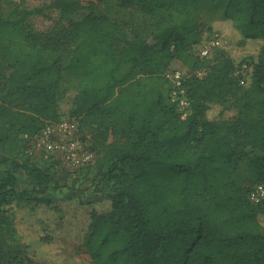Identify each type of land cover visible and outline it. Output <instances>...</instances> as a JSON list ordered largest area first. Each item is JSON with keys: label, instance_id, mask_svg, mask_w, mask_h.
Wrapping results in <instances>:
<instances>
[{"label": "trees", "instance_id": "1", "mask_svg": "<svg viewBox=\"0 0 264 264\" xmlns=\"http://www.w3.org/2000/svg\"><path fill=\"white\" fill-rule=\"evenodd\" d=\"M120 3L139 16L113 18L93 1L51 0L63 24L45 32L25 24L29 11H1L0 118L36 135L61 119L62 74L78 78L71 114L79 129L112 137L96 160L111 183L94 199L105 209L89 211L77 246L91 264H264V198L248 196L264 182V0H225L222 9L239 44L257 50L236 53L223 44L207 58L196 46L215 30L200 20L198 0ZM80 9L87 12L74 18ZM174 60L185 66L184 118L170 101L166 72ZM242 169L249 186L232 178ZM55 175L53 163L0 154V226L13 223L19 202L86 203L78 186L54 197ZM23 258L39 264L27 251ZM9 263L0 241V264Z\"/></svg>", "mask_w": 264, "mask_h": 264}, {"label": "rangeland", "instance_id": "2", "mask_svg": "<svg viewBox=\"0 0 264 264\" xmlns=\"http://www.w3.org/2000/svg\"><path fill=\"white\" fill-rule=\"evenodd\" d=\"M80 1L85 5L93 1L98 6L97 12L108 14L113 18H129L132 14L139 16L134 7L122 6L121 0ZM198 1L200 20L205 24H211L215 33L222 37L223 44H226L230 50L236 53L257 50L256 44L240 45L237 30L231 22L222 18L225 0ZM50 2L51 0H0V12L9 14L15 6L29 11L30 14L24 20L25 24L32 30L45 32L63 24L59 18L58 9ZM85 12L87 10L80 9L73 17H80ZM171 67L185 69L179 60H174ZM78 83V78L67 72L61 76L58 88V110L61 119L76 118L71 112L78 91ZM18 128V124L11 125L0 118V154L28 158L31 163L41 167H47L53 163L59 183V187L53 191L54 197H67L78 186L82 190V197L86 203L81 204L77 199H70L62 201L58 206L35 201L14 204L12 211L15 233L10 230L13 224L11 221L0 226V241L6 260L8 263L10 260L9 264H25L23 257L27 251V254L39 264H91L89 255L77 246L88 224L89 211L92 208L105 209V201L94 202V199L103 192H107L111 183L106 174L105 176L99 174L96 160L102 154L101 142L105 139L111 140V135L108 134L105 137V130L94 128L80 130L84 152L89 156L86 163L81 164L67 162L56 155L34 148L35 135H26ZM232 178L241 185L249 186L253 182L250 174L243 169L235 171ZM259 219L264 224V218L259 216ZM47 233L50 236L49 242L41 239Z\"/></svg>", "mask_w": 264, "mask_h": 264}, {"label": "built area", "instance_id": "3", "mask_svg": "<svg viewBox=\"0 0 264 264\" xmlns=\"http://www.w3.org/2000/svg\"><path fill=\"white\" fill-rule=\"evenodd\" d=\"M223 39L218 33L205 32L201 41L196 46V53L202 58L212 55L217 47L222 46ZM243 65L236 73L240 75V82H245V68ZM185 71L174 68L166 72L167 78L172 83L170 89V101L179 110L184 118L189 113L190 102L186 96L183 85ZM198 76L204 74L203 70H198ZM33 147L43 150L48 154L56 155L62 160L84 164L89 156L84 152L80 140V129L77 118H63L57 121L46 123L43 128L34 136ZM83 162V163H82ZM249 199L253 203H259L264 198V182H257L250 187Z\"/></svg>", "mask_w": 264, "mask_h": 264}]
</instances>
